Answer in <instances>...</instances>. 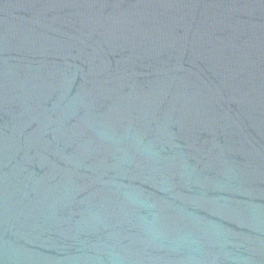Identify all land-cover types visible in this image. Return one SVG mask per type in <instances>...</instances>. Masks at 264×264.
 <instances>
[{
    "label": "water",
    "instance_id": "water-1",
    "mask_svg": "<svg viewBox=\"0 0 264 264\" xmlns=\"http://www.w3.org/2000/svg\"><path fill=\"white\" fill-rule=\"evenodd\" d=\"M0 264H264V0H0Z\"/></svg>",
    "mask_w": 264,
    "mask_h": 264
}]
</instances>
